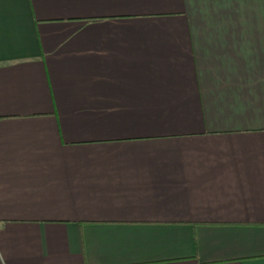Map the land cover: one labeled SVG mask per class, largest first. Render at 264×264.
<instances>
[{"label": "crops", "instance_id": "0c3cea01", "mask_svg": "<svg viewBox=\"0 0 264 264\" xmlns=\"http://www.w3.org/2000/svg\"><path fill=\"white\" fill-rule=\"evenodd\" d=\"M0 264H264V0H0Z\"/></svg>", "mask_w": 264, "mask_h": 264}]
</instances>
